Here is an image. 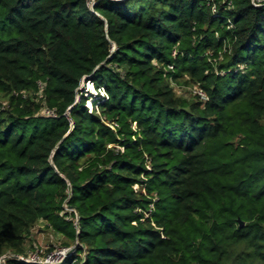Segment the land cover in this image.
<instances>
[{
	"label": "trees",
	"instance_id": "obj_1",
	"mask_svg": "<svg viewBox=\"0 0 264 264\" xmlns=\"http://www.w3.org/2000/svg\"><path fill=\"white\" fill-rule=\"evenodd\" d=\"M88 1L0 0V264H264V0Z\"/></svg>",
	"mask_w": 264,
	"mask_h": 264
},
{
	"label": "rangeland",
	"instance_id": "obj_2",
	"mask_svg": "<svg viewBox=\"0 0 264 264\" xmlns=\"http://www.w3.org/2000/svg\"><path fill=\"white\" fill-rule=\"evenodd\" d=\"M176 92L184 97H192L196 94L198 85H183L173 83ZM84 94L87 97L93 95V98L103 94V90L100 91L95 87L92 81L84 80L79 87V97ZM92 98L87 101V105L90 106ZM44 110V108H42ZM43 113V111H42ZM68 208V206L66 205ZM76 240L68 237L66 234L57 231L46 220H38L31 230V235L27 239L28 257L33 255H39L40 257H46L54 251H58L65 247H70ZM4 260V259H3Z\"/></svg>",
	"mask_w": 264,
	"mask_h": 264
},
{
	"label": "built area",
	"instance_id": "obj_3",
	"mask_svg": "<svg viewBox=\"0 0 264 264\" xmlns=\"http://www.w3.org/2000/svg\"><path fill=\"white\" fill-rule=\"evenodd\" d=\"M95 1L96 0H89L88 1L89 6L91 8H93V4L95 3ZM212 9H213V12L217 11L216 6H213ZM198 89L199 90H197L196 95H199L202 100H206L208 98L206 93L202 89H200L199 87H198ZM43 114L51 115V114H54V112L48 108H44ZM111 126L114 127L115 125L111 124ZM74 249H75V247L72 245L70 247H65V248L60 249L58 251H54L46 257H40L39 255H33V256L28 257V254L27 255H17L16 257L20 258L24 261H28V262L42 263V262L46 261V262H49L50 264H61L65 257H67L68 255L73 253ZM2 261H4V260L2 259Z\"/></svg>",
	"mask_w": 264,
	"mask_h": 264
},
{
	"label": "water",
	"instance_id": "obj_4",
	"mask_svg": "<svg viewBox=\"0 0 264 264\" xmlns=\"http://www.w3.org/2000/svg\"><path fill=\"white\" fill-rule=\"evenodd\" d=\"M86 80H87V78H86ZM71 121H72V123H73V119H72V118H71ZM70 207H71V206H68V208H70ZM243 223H244V222L239 218V224H240V225H243ZM65 259H66V257L63 259V261H64ZM63 261H62V262H63ZM41 264H50V263L45 261V262H42Z\"/></svg>",
	"mask_w": 264,
	"mask_h": 264
}]
</instances>
